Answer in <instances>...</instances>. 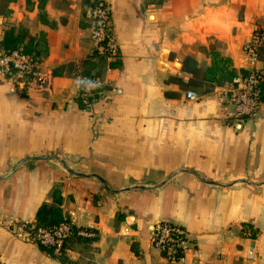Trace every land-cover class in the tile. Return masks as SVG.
I'll return each instance as SVG.
<instances>
[{
    "label": "crops",
    "instance_id": "1",
    "mask_svg": "<svg viewBox=\"0 0 264 264\" xmlns=\"http://www.w3.org/2000/svg\"><path fill=\"white\" fill-rule=\"evenodd\" d=\"M105 1L120 50L109 70L86 0H0V39L21 26L44 40L53 76L21 92L0 72V263L62 264L1 223L32 224L59 184L71 224L97 236L66 239V264H166L151 242L162 220L186 228L185 264H264V103L233 123L220 85L199 78L211 50L252 68L242 45L264 0ZM80 73L105 80L87 109Z\"/></svg>",
    "mask_w": 264,
    "mask_h": 264
},
{
    "label": "built area",
    "instance_id": "2",
    "mask_svg": "<svg viewBox=\"0 0 264 264\" xmlns=\"http://www.w3.org/2000/svg\"><path fill=\"white\" fill-rule=\"evenodd\" d=\"M89 36L93 43L91 54L96 58L110 62L120 56L119 45L114 34L110 7L105 0H96L89 7ZM242 52L252 68L238 72L230 81L218 87L219 97L232 107L229 117L232 122H240L244 118L254 116L260 110L264 99V24L256 26L249 39L242 45ZM0 72L9 78L16 89L21 92L30 85L47 87L53 78L52 72L44 69L40 58L27 53L21 48L5 52L0 49ZM90 80L98 83L95 88L90 84L77 87V97L83 105H91L101 93L105 80L97 74L80 73L77 80ZM189 98L197 99L195 93H188ZM1 223L12 230L14 234L32 242H39L53 248L55 255L60 254L64 241L72 236H93L86 229H73L69 223H61L50 229L38 228L33 230L30 226L18 220L1 219ZM187 230L180 224L169 220L158 222L152 233V245L162 254L166 264H185ZM248 258L253 257V250L249 249Z\"/></svg>",
    "mask_w": 264,
    "mask_h": 264
},
{
    "label": "trees",
    "instance_id": "3",
    "mask_svg": "<svg viewBox=\"0 0 264 264\" xmlns=\"http://www.w3.org/2000/svg\"><path fill=\"white\" fill-rule=\"evenodd\" d=\"M95 1L96 0H86L89 7L92 6ZM27 33V29L21 26H10L6 28L3 32L2 38L0 39V49L5 52H8L14 49L21 48L23 51L34 54L39 58L42 53H46L47 51L45 41L41 40L43 42L41 43L39 39L37 42H34L32 38H27ZM209 54L211 58V63L205 70L201 72L199 78L202 81L212 83L213 85H223L226 82H230L238 73V70L233 66L231 58L222 55L218 50H211ZM116 62L117 61L110 62V66H116ZM242 71L243 70H240V72ZM103 87L104 86H102L101 89H103ZM22 92H24V90ZM262 98L264 99V92ZM77 102L80 108L82 109H87V107H89L88 105L81 104L78 97ZM49 197V202H43L38 206L35 213L34 222L26 226H30V228L33 230H36L38 228L51 230L52 228L58 226L61 223L71 224L69 216L65 215L61 208L62 195L59 184H54L51 187ZM73 229H75V226H73ZM72 236L75 237L78 241H93L97 239V236L95 235L89 237L77 235ZM35 243L39 246L41 250L46 251L50 255H55L53 252V248L45 246L39 242ZM63 247L64 243L60 250L59 260L62 264H66L69 263V260L64 255Z\"/></svg>",
    "mask_w": 264,
    "mask_h": 264
},
{
    "label": "clouds",
    "instance_id": "4",
    "mask_svg": "<svg viewBox=\"0 0 264 264\" xmlns=\"http://www.w3.org/2000/svg\"><path fill=\"white\" fill-rule=\"evenodd\" d=\"M83 84H90L91 85V87H87V88H89V89H91V88H95V87H97L98 86V83H93L92 81H90V80H80V79H78L77 81H76V85H77V87H80L81 85H83Z\"/></svg>",
    "mask_w": 264,
    "mask_h": 264
},
{
    "label": "rangeland",
    "instance_id": "5",
    "mask_svg": "<svg viewBox=\"0 0 264 264\" xmlns=\"http://www.w3.org/2000/svg\"><path fill=\"white\" fill-rule=\"evenodd\" d=\"M153 1L159 2V1H162V0H153Z\"/></svg>",
    "mask_w": 264,
    "mask_h": 264
},
{
    "label": "water",
    "instance_id": "6",
    "mask_svg": "<svg viewBox=\"0 0 264 264\" xmlns=\"http://www.w3.org/2000/svg\"><path fill=\"white\" fill-rule=\"evenodd\" d=\"M239 125H240V124H239ZM239 125H238V126H239ZM63 165H64V167L66 168V165H65V164H63Z\"/></svg>",
    "mask_w": 264,
    "mask_h": 264
}]
</instances>
